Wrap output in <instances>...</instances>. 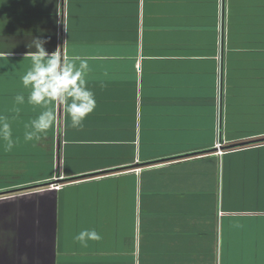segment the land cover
<instances>
[{"label":"crops","instance_id":"0c3cea01","mask_svg":"<svg viewBox=\"0 0 264 264\" xmlns=\"http://www.w3.org/2000/svg\"><path fill=\"white\" fill-rule=\"evenodd\" d=\"M219 2L0 6V50L16 45L0 115H16L41 30L88 61L97 100L78 128L58 106L40 142L24 139L40 109L19 106L15 146L0 141V264H264V0H224L223 42ZM85 229L100 239L82 245Z\"/></svg>","mask_w":264,"mask_h":264},{"label":"clouds","instance_id":"9594fccd","mask_svg":"<svg viewBox=\"0 0 264 264\" xmlns=\"http://www.w3.org/2000/svg\"><path fill=\"white\" fill-rule=\"evenodd\" d=\"M5 2L6 0H0V6ZM61 3L62 0H57V8ZM0 22L5 25L6 20ZM50 39L51 37L41 30V35L33 37L26 45L29 51L25 53L24 59L30 60L31 63L21 76L23 90L13 98L11 111L16 115H0V141L4 142L6 150L10 151L17 142L13 139L11 121L20 114L19 106L28 104L34 109H40L38 115L25 124L24 139L34 142L42 141L56 126L58 106L66 112L73 128L82 127L87 117L96 109L95 93L88 86V61L66 55L64 49L67 41L63 45H57L55 51L49 52L46 45ZM14 47L0 50V57L9 59L13 55ZM75 239L87 246L88 240H99L100 235L95 229H85L79 232Z\"/></svg>","mask_w":264,"mask_h":264},{"label":"built area","instance_id":"2783aa9c","mask_svg":"<svg viewBox=\"0 0 264 264\" xmlns=\"http://www.w3.org/2000/svg\"><path fill=\"white\" fill-rule=\"evenodd\" d=\"M220 17H221V22L222 25L220 24V35H221V41H224L225 38V34L226 32H224V0H220ZM222 28V30H221ZM218 59V73H219V77H218V97H217V101H218V105H219V109L221 107V98H222V91H223V72H224V67H223V57L221 54L218 55L217 57ZM222 143L220 141H217L216 146L219 149V153H221L220 147H221ZM50 187L52 188H61L63 186L62 183H58V182H52L49 184Z\"/></svg>","mask_w":264,"mask_h":264},{"label":"water","instance_id":"95a60500","mask_svg":"<svg viewBox=\"0 0 264 264\" xmlns=\"http://www.w3.org/2000/svg\"><path fill=\"white\" fill-rule=\"evenodd\" d=\"M242 144H245V143H239V144H236V146H239V145H242ZM230 146H234V145H230Z\"/></svg>","mask_w":264,"mask_h":264}]
</instances>
